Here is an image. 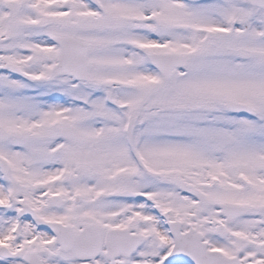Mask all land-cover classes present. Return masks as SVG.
<instances>
[{"label": "snow or ice", "instance_id": "1", "mask_svg": "<svg viewBox=\"0 0 264 264\" xmlns=\"http://www.w3.org/2000/svg\"><path fill=\"white\" fill-rule=\"evenodd\" d=\"M0 264H264V0H0Z\"/></svg>", "mask_w": 264, "mask_h": 264}]
</instances>
